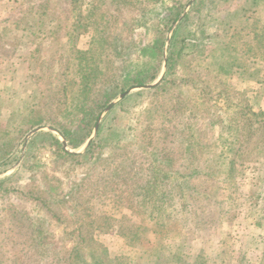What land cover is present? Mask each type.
<instances>
[{"label":"rangeland","instance_id":"1","mask_svg":"<svg viewBox=\"0 0 264 264\" xmlns=\"http://www.w3.org/2000/svg\"><path fill=\"white\" fill-rule=\"evenodd\" d=\"M39 1L0 0V155H4L0 159V264H65L69 244L62 231L75 226L76 215H69L72 206H88L87 219L98 217L94 226L102 225L106 231L96 232V239L112 257L124 259L123 264H264V125L247 111L264 113V44L255 39L256 34L264 37V0H206L199 12L193 10L197 0H164L161 11L179 6L182 10L166 31L158 77L144 84L153 87L120 92L101 111L90 145L86 147L95 127L85 143L70 146L66 141L67 148L51 120L60 115L66 102H73L83 77L79 65L93 67L100 57L95 52L97 60L85 62L90 55L76 51L85 48L92 27L78 29L85 36L79 37V48L73 49L71 9L66 10L62 0ZM89 2L85 0L81 8L83 25ZM110 2L95 1L99 5L95 18L104 24L99 26L103 35L109 41L120 37L142 48L151 36L144 29H134L132 21L141 13L135 7L156 3L135 0L132 10L131 4L118 7ZM40 4L49 7L36 11ZM154 15L149 12L146 17ZM187 17L191 21L184 26ZM184 30L188 47L177 65L175 85L168 93L159 92L170 78L171 53ZM232 62L230 74L215 76L221 66ZM62 86L65 92L60 91ZM132 100L133 109L120 114ZM149 107L173 114L166 121L162 115L150 114ZM118 113L120 120L115 124L122 145L138 142L145 133L151 150L162 149L167 142L165 153H175L181 173L199 172L190 180L191 190H185L183 200L172 184L174 198L166 201L163 214L156 208L159 205L143 198L147 194L140 188L150 178L149 162L159 155L152 151L137 156L135 148L119 152L130 150L129 156L134 155L135 167L126 174L119 169L118 154L112 164L96 166L91 183L83 184L77 194L79 200L86 199L82 207L68 203L67 192L50 197L48 189L58 188L56 179L64 182L60 178L69 168L61 160H91L62 158L52 141L57 140L65 153L82 156L100 142L98 135L107 131ZM39 116L43 123L29 128L30 119L37 121ZM150 121L153 125L148 128ZM162 129L173 134L172 142H164ZM34 146L33 160L39 165L28 169L25 163ZM99 152L108 156L106 148ZM231 162H235L234 169ZM84 172L73 170L69 176L84 178ZM125 179L129 186L122 184ZM62 190L58 188L59 193ZM49 210L59 219L49 216Z\"/></svg>","mask_w":264,"mask_h":264},{"label":"trees","instance_id":"2","mask_svg":"<svg viewBox=\"0 0 264 264\" xmlns=\"http://www.w3.org/2000/svg\"><path fill=\"white\" fill-rule=\"evenodd\" d=\"M42 1L48 2L49 0H40L39 2L42 3ZM89 1L91 2L87 4V18H85L86 21L83 25V16L80 18V13L85 0H62L64 8H66V10L71 9L72 18L74 19V24H72V27L69 29L70 41L72 43L71 47L73 49L79 48V37L82 35L85 36V33L83 32H81V34L78 33V29L85 28L88 31V29L92 27L94 32L93 34L90 33V35L86 36L87 42L85 43V48H83V50L77 49L76 51L78 54L83 53L84 55H90V58L85 57V62L88 60H94L96 57L95 52H97L98 58L100 57L99 61H93V67L85 64L79 65L78 73L80 76L83 75V77L80 78V81L78 82L80 87L75 93L73 102L72 100L66 102V105L62 109H59L58 107L57 109H59L60 115H55L54 118H52L53 120H51V124L60 129L70 146H79L85 143L93 128L95 127L96 122L100 117L101 111L106 109L107 105L116 95H118L120 92H124L127 88H134L152 82L158 77L160 72V64L163 57L162 50L165 44L166 31L172 24L176 22L178 16L180 15V11L182 10L181 6H179L171 8L167 11H165L163 8V11H161L164 0H161L160 5L159 0H149L150 2L153 1L156 3L153 7H148L147 5L145 6V3H138L142 7L145 6V8H140L139 6L135 7L137 6V4H135V0H110L111 5L114 4L120 7L121 4L124 3L122 6L128 7L131 4L129 7L132 8V10H134V7L137 8V10H141V13L138 12V16L140 17L135 18L132 21L134 29H144L148 31V35H150L151 38L142 48L139 49V47L137 48L133 44L131 45V43L124 41L120 37L117 39L115 38L114 42L111 40L109 41L108 38L103 35V30L99 28V26L102 27L104 24H102L100 21L99 23L98 19L95 18L99 5L97 6L95 4L96 0ZM107 1L108 0H106L105 4H107ZM206 2V0H197L193 10L195 12H199L201 8L205 6ZM48 7V4L44 7L43 4H40L36 11L40 9L46 10ZM149 12L155 13V15L150 19L146 17ZM44 13L46 12L44 11ZM190 21L191 17H187L184 26L190 23ZM96 25L97 30H95ZM201 33L204 35L205 32L202 31ZM187 35V32L184 30L183 32L179 33L178 38L175 41L169 64L170 78L167 80V84H165L164 87L158 89L159 92L168 93L169 90L175 85L173 78L176 76L177 69L179 67L177 65L184 58V51L188 47L187 39L189 37ZM261 35L262 34H256L255 39L259 44H264V37ZM118 48H121V51ZM262 51L264 52V50ZM95 60H97V58ZM234 66L235 63L233 62L232 65L221 66L219 70L216 71L215 76L217 78L220 76L225 77L226 75L230 74ZM58 87L59 84H56L55 91L58 90ZM65 89V86H62L60 91L63 90L62 92H65ZM133 102L134 100L123 105L120 114H127L129 111H131L133 107L130 108V106L133 104ZM242 111L245 110L242 109ZM247 111L250 112L252 117H256V123L259 125H264L263 112L251 113L249 108ZM149 113L153 116L162 115L166 121H169L167 116L173 114L172 110L171 112H167V110L159 109V107H149ZM120 114L118 113L113 117L112 124L105 133H100L98 135L100 142H96L94 147H92L82 156L67 154L64 152L62 146L57 140L52 141V143L55 144L59 149L60 157L62 158L69 159L73 157H79L80 159H91L61 160L64 162L63 164L66 163V166L69 168L66 172H64V176H61L60 178L65 180L64 182H60L59 179H56V185H58V188L63 189L62 192L59 193L58 188L56 187L48 189L52 199H56V197L67 192L69 193V196H66L69 198L68 203H77V206L82 207L83 202L86 199L79 200L77 194L79 190L81 191L83 189V184L86 182H88V184L91 183L93 175L92 173L94 172L96 166L102 162H107L110 164L113 162L111 159H113L117 154L120 155L119 152L125 149L135 148L133 149V154L135 153L137 156L143 154L142 152L152 153V151L153 153L159 155L158 158L149 162V164H151L149 166L150 178L146 179L145 183L140 186L144 192L143 194H147L143 198L146 199L148 203L153 201L154 205H159L155 207L158 209L159 214H163L166 211V207L164 208L166 201L169 198H174V190L172 186V184H174V189H176V192L180 194V198L178 199L183 200V198H181L182 194L185 192V190H191L190 180L194 178L199 172L196 169L190 174L181 173L182 170L176 167V162L179 159L178 157L175 158V153H165L167 144L166 141L172 142L171 138L173 134L166 132L165 129L161 130V132L164 130L162 133V138L164 139V142H166L163 145L164 148L162 149L151 150V139L147 138L145 133H143L144 138L139 137L138 142L132 140L130 145H122L120 142V133L117 132V125L115 124V122H119ZM28 116H32V114ZM26 119L27 118H25L24 121H26ZM39 119L40 116L38 117L37 121L30 119L28 122L29 128L42 124L43 122ZM161 124H164V121H162ZM152 125L153 122L151 121L146 123V127L148 128H150ZM103 148L108 150V156L106 158L103 157L99 152V149L102 150ZM129 151L121 154L124 157L121 155L118 157V159L121 157V161L118 165L120 166L119 169H123L125 174L127 173L128 168L135 167L134 155L131 154L130 157ZM3 156L4 155H0V159L3 158ZM27 158L29 160H26V168L31 169L35 165L38 167L39 162H35L36 160H33L35 159V146L32 147V149L28 152ZM74 161L77 163L76 165H68V162ZM234 163L235 162H231L233 165L232 169H234ZM77 166L80 168H76ZM78 169H85L84 178H80L79 175L78 178L73 180L69 175L73 172V170L75 172ZM115 170L116 169H113L112 173H114ZM174 174H176L175 178H173L176 182V185L172 180ZM122 184L129 186L130 182L125 179L123 180ZM103 185L105 186V184ZM110 186L111 185H108L106 189ZM162 187L165 193L162 192ZM72 207L74 208H70L72 212L69 215L70 217L72 215H76L74 218L75 226H70L69 228H65V230L62 231L63 240L69 244L66 257L64 258L65 264H117L115 262H118V264H123L124 259L112 257L110 253H108V250L96 239V232L106 231L102 225H98L97 227L94 226L97 225V222H99L98 217L95 216L93 218L87 219L89 218V213H91L88 210V206H84L81 208L82 210L75 208V206ZM48 212L51 214L49 216L52 218H57V214H54L50 210ZM66 218H68V216H66ZM75 219H77V221H75ZM78 224L80 225L77 227ZM40 233L42 234L43 232L41 231ZM121 233L127 239L129 238V234L125 230H122Z\"/></svg>","mask_w":264,"mask_h":264},{"label":"water","instance_id":"3","mask_svg":"<svg viewBox=\"0 0 264 264\" xmlns=\"http://www.w3.org/2000/svg\"><path fill=\"white\" fill-rule=\"evenodd\" d=\"M151 87H153V86H144V85H142V86H139V87H136V88H151ZM127 94H128V93H125V94L121 95L120 98H119V100H123V99L127 96ZM113 104H114V103H113ZM113 104H112V105H113ZM109 109H110V108H109ZM109 109H107V110H109ZM98 128H99V122H98V124H96V126H95V130H94V132H93V134H92V136H91L90 141L86 144V147H88V146L90 145L92 139L96 136L97 131H98ZM41 129H43V127H42V128H37L36 130L32 131L30 135L32 136L33 134L37 133V132L40 131ZM62 141H63L64 147L67 148V142H66V140L63 139ZM69 152H70V151H69Z\"/></svg>","mask_w":264,"mask_h":264}]
</instances>
